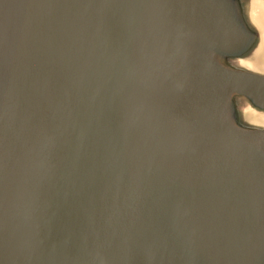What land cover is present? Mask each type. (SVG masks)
<instances>
[{
  "label": "water",
  "instance_id": "obj_1",
  "mask_svg": "<svg viewBox=\"0 0 264 264\" xmlns=\"http://www.w3.org/2000/svg\"><path fill=\"white\" fill-rule=\"evenodd\" d=\"M262 54L264 0H0V264H264Z\"/></svg>",
  "mask_w": 264,
  "mask_h": 264
},
{
  "label": "rangeland",
  "instance_id": "obj_2",
  "mask_svg": "<svg viewBox=\"0 0 264 264\" xmlns=\"http://www.w3.org/2000/svg\"><path fill=\"white\" fill-rule=\"evenodd\" d=\"M262 57V58H261ZM260 57V59H257L256 62H254V65H259L260 67H264V55L262 54V56ZM251 66V65H250ZM264 70V68H263Z\"/></svg>",
  "mask_w": 264,
  "mask_h": 264
}]
</instances>
